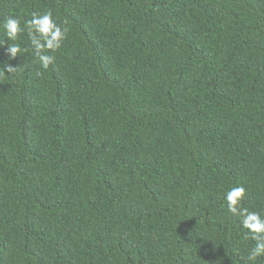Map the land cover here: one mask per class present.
<instances>
[{"label":"trees","instance_id":"obj_1","mask_svg":"<svg viewBox=\"0 0 264 264\" xmlns=\"http://www.w3.org/2000/svg\"><path fill=\"white\" fill-rule=\"evenodd\" d=\"M46 10L69 28L47 69L0 31V264H253L225 194L264 215V0H0V21Z\"/></svg>","mask_w":264,"mask_h":264},{"label":"clouds","instance_id":"obj_2","mask_svg":"<svg viewBox=\"0 0 264 264\" xmlns=\"http://www.w3.org/2000/svg\"><path fill=\"white\" fill-rule=\"evenodd\" d=\"M25 30H27L37 62L42 68L47 69L54 57L46 54L45 50L55 51L61 47L69 32L67 22L58 23L51 10H46L43 13L33 12L31 18L24 21L23 25L19 19L11 16L0 21V31H3L8 38L9 59H14L29 50L27 47H22L19 42L12 43L19 41ZM4 43L5 41L0 40V45ZM17 67L10 63L4 64V67L0 69V77L6 74L11 75L16 72ZM41 74L37 73V75ZM245 196L246 189L240 185L230 188L225 194V199L227 212L234 217H239L242 228L247 230L244 233V238L255 241V246L248 250L246 256H242V259L254 264L261 256H264V215L260 211L244 207Z\"/></svg>","mask_w":264,"mask_h":264}]
</instances>
